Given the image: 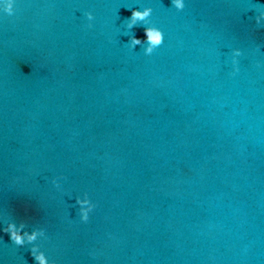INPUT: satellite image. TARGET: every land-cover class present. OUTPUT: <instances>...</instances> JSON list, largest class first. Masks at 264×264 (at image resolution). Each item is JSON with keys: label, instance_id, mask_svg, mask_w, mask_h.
Listing matches in <instances>:
<instances>
[{"label": "water", "instance_id": "1", "mask_svg": "<svg viewBox=\"0 0 264 264\" xmlns=\"http://www.w3.org/2000/svg\"><path fill=\"white\" fill-rule=\"evenodd\" d=\"M3 3L0 264H35L9 222L55 264H264V0Z\"/></svg>", "mask_w": 264, "mask_h": 264}, {"label": "clouds", "instance_id": "2", "mask_svg": "<svg viewBox=\"0 0 264 264\" xmlns=\"http://www.w3.org/2000/svg\"><path fill=\"white\" fill-rule=\"evenodd\" d=\"M15 0H4L3 12L11 17L15 14L14 7ZM171 6L178 11H182L185 8V0H171ZM131 10L130 17L125 18L126 28L132 30L136 27H142L144 30V39L137 38L135 33L129 38L128 45L132 49H136L137 46H143V52L145 55H152L154 51L163 45L164 43V33L161 29L155 26L149 25V18L152 15L153 9L151 7H144L140 9H129ZM85 16L89 22L94 20L92 12L85 13ZM256 23L260 24L264 21V12H261L255 17ZM88 27H92L89 23ZM242 52L240 49L233 50L232 63L235 66L237 64L236 58L241 56ZM236 71L239 69L236 68ZM53 184L59 188V181L54 179ZM76 205L79 209V216L82 222H87L89 220V214L95 208L87 194L83 198L77 197ZM25 223L21 222L17 225L15 222L7 223L6 227L3 228V232L10 236L11 242L16 246L23 247L25 244L32 245L30 248V253L34 258L35 264H55L54 261H50L43 251L39 249V246L34 242L37 241L39 237H45V230L43 228L33 229L32 231L25 230Z\"/></svg>", "mask_w": 264, "mask_h": 264}]
</instances>
